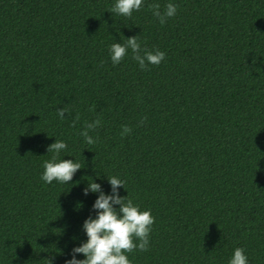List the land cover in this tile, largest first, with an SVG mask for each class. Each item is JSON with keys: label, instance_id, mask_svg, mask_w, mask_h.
<instances>
[{"label": "trees", "instance_id": "16d2710c", "mask_svg": "<svg viewBox=\"0 0 264 264\" xmlns=\"http://www.w3.org/2000/svg\"><path fill=\"white\" fill-rule=\"evenodd\" d=\"M115 3L0 0V264H66L96 218L84 190L111 195L110 177L155 218L131 264H229L238 247L264 264V0H145L130 19ZM168 3L161 25L148 5ZM137 36L165 60L114 66L110 46ZM56 140L82 166L68 184L41 179Z\"/></svg>", "mask_w": 264, "mask_h": 264}, {"label": "clouds", "instance_id": "9594fccd", "mask_svg": "<svg viewBox=\"0 0 264 264\" xmlns=\"http://www.w3.org/2000/svg\"><path fill=\"white\" fill-rule=\"evenodd\" d=\"M145 0H116L110 13L131 18L134 12H139L144 7ZM148 8L153 16L159 20L161 25L167 23L169 18L177 14V6L168 3L161 11L159 4H149ZM125 43H114L110 46L109 53L114 66L119 65L128 55L129 49L141 70H149L148 65L159 66L165 60V53L156 50L154 53L147 48H142L138 36L125 39ZM65 109L58 110V116L64 119ZM79 116L75 117L72 126L75 127ZM101 125L99 119L92 123H85L84 130L80 135L84 137L85 143L93 145L98 138H93L89 133L95 131ZM132 128L123 125L121 137L130 134ZM68 145L64 141L56 140L48 147V153H53L52 158L43 164L44 172L41 179L48 184L56 181L61 184H68L78 170L82 169L79 162L73 160H59V155L66 150ZM111 185V195H105L101 185L95 182L89 183L84 190L87 195L90 192L99 193L93 210L96 218L91 216L85 220L83 230L87 235V242L73 249V257L66 261V264H131L128 254L137 250L146 252L149 250L150 234L153 230L155 218L150 210H141L134 204L133 200L127 197H120L118 189H125L126 181L117 177L107 178ZM126 191V189H125ZM114 205H119L117 210ZM76 254H82L85 259L77 260ZM47 264H52L51 260ZM229 264H248L245 249L236 248Z\"/></svg>", "mask_w": 264, "mask_h": 264}]
</instances>
